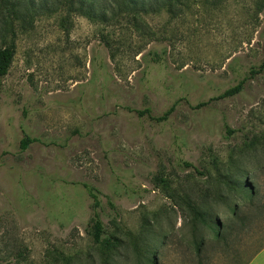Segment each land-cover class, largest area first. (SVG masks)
I'll list each match as a JSON object with an SVG mask.
<instances>
[{
  "label": "rangeland",
  "instance_id": "obj_1",
  "mask_svg": "<svg viewBox=\"0 0 264 264\" xmlns=\"http://www.w3.org/2000/svg\"><path fill=\"white\" fill-rule=\"evenodd\" d=\"M66 2L0 0V264H245L264 246V0L143 22Z\"/></svg>",
  "mask_w": 264,
  "mask_h": 264
},
{
  "label": "trees",
  "instance_id": "obj_2",
  "mask_svg": "<svg viewBox=\"0 0 264 264\" xmlns=\"http://www.w3.org/2000/svg\"><path fill=\"white\" fill-rule=\"evenodd\" d=\"M35 1V0H31ZM66 1V0H65ZM67 5L75 11L80 12L92 19H101L107 20L108 14L117 15H130L135 18V20H139V22H143L142 15L152 14V13H162L164 11H168L172 14L182 13L183 8H185L190 0H67ZM13 7L17 6L15 2L12 3ZM48 5L41 1L40 8H48ZM151 55V60L154 62H160L162 60L161 54L158 52H149ZM15 55L14 44L10 46L0 48V86L3 78L7 75L10 66L13 62V58ZM261 70L264 69V60L260 65ZM244 80L238 83L237 85L228 88L224 91L220 98H225L229 96H233L238 94L243 88ZM206 103H200L196 107H201ZM176 108V104H173L161 115L154 114L151 108L144 109H132L131 111H135L140 117H147L150 120L156 122H163L169 119ZM229 134H232V130L228 129ZM32 138H24L22 140V148L25 149L30 142H32ZM184 165L186 168L193 167L198 172V169L190 162L185 161ZM204 174V173H202ZM87 188L89 195L94 200V208L100 207L99 200V190L87 183L84 184ZM237 204L234 206V209H237ZM237 211H235L236 213ZM105 228L100 218L99 214L95 213V221H94V240L99 248L104 252L115 251L117 250V241H113L111 238L104 237ZM219 237H222L220 231L218 233ZM264 247V246H263ZM262 247V248H263ZM261 249V248H260ZM259 249V250H260ZM258 250V251H259ZM257 251V252H258ZM256 252V253H257ZM255 253V254H256ZM251 260V259H250ZM250 260H248L245 264H247Z\"/></svg>",
  "mask_w": 264,
  "mask_h": 264
},
{
  "label": "crops",
  "instance_id": "obj_3",
  "mask_svg": "<svg viewBox=\"0 0 264 264\" xmlns=\"http://www.w3.org/2000/svg\"><path fill=\"white\" fill-rule=\"evenodd\" d=\"M247 264H264V247L261 248Z\"/></svg>",
  "mask_w": 264,
  "mask_h": 264
}]
</instances>
